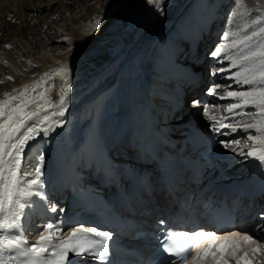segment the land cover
Segmentation results:
<instances>
[{"label":"snow or ice","instance_id":"1","mask_svg":"<svg viewBox=\"0 0 264 264\" xmlns=\"http://www.w3.org/2000/svg\"><path fill=\"white\" fill-rule=\"evenodd\" d=\"M165 2L144 0L160 16L164 15ZM232 15H236L235 11ZM101 22V18L96 20L97 29ZM252 24L259 27L249 30ZM239 33V28L225 31L222 42L208 56L216 64L223 65L227 61L229 65L227 69L213 66L209 75L216 76L235 67L237 70L230 72L226 79L241 90L231 85L212 84L207 89L209 95L223 91L225 95L218 98L232 102L220 117L211 115L207 104L202 105L201 114L209 131L221 137L243 132L248 141L259 145L236 152L239 139L218 141L224 150L254 158L264 170V14L258 13L245 23L243 35L236 39ZM56 72L55 80L45 81V88L33 86V93L29 95L25 86L19 95L5 93V97L10 98L0 100V264H87L89 259L93 264H109L108 242L112 238L109 231L85 227L82 222L65 230V220L61 218L64 209L52 203L46 191L44 153L37 155L31 169L25 165L29 143L65 123L72 87L71 67L61 66ZM49 87L58 90L45 95ZM190 104L197 107L201 101L192 99ZM238 116L241 119H236ZM243 117H247V121ZM237 124L240 127H236ZM33 215L48 218L33 229L27 226L28 218ZM258 216L264 221V210ZM159 224L163 233L160 247L169 258L168 264H256L255 257L264 251V246L252 247L258 242L246 229H206L201 225L177 231L166 228L164 220ZM257 230L264 232V223L258 224Z\"/></svg>","mask_w":264,"mask_h":264},{"label":"rangeland","instance_id":"2","mask_svg":"<svg viewBox=\"0 0 264 264\" xmlns=\"http://www.w3.org/2000/svg\"><path fill=\"white\" fill-rule=\"evenodd\" d=\"M61 1L63 2L61 3ZM61 1L56 0L54 2L53 8H47V10H42V12L37 13V19L31 21V30L24 32L21 35L19 34V36L17 37L12 36L11 33L13 30L12 26L18 24L17 22H14L13 19H11V26H7L3 28V30H0V87L11 82L17 83L22 74V71L24 70L35 72V70H37L35 60L37 58H43L45 60L47 59L53 61V59H51L53 56L66 55L71 52V50L76 45L80 44V41L77 42V40L71 36V29L74 27H82L84 25H87L91 23L95 15L104 14L106 11L104 10V6L107 5L109 0H100L101 2H98V0H74L75 3L72 5V7H69V0ZM140 5L142 4L133 5L126 12H122L120 14H118V12H114L111 15L110 20H112V18L114 19L112 23L114 24L116 30L112 34L106 35V38H110L109 40L106 39L107 41H99L98 38V40H96L95 47L92 49V53L90 55L91 60H85V64L87 65L89 63L91 64L92 60L98 56L103 58H110L111 56L115 55L116 57L117 54H114V52L120 45V42H118V40H120L119 38L122 34H125V36L129 37V39L126 38V46L124 50H122L120 56H118V59H114L116 65L118 66H116L114 70H108L109 66H106L105 73L101 74L102 76H96V81H99V83L97 84V91L100 88H106H104V90L102 91L103 96H98L100 98L97 97V120L101 118L104 111L107 112L108 110L114 108L117 99L121 102V99H119L118 93L116 92L114 83L119 73L122 71L121 68L123 64H121L120 62H122L123 60H136L135 62H137L142 68V71H140L141 75H139L140 73L138 72L136 82H139L140 79L141 82H144L145 78L151 72H153L152 75L155 77H158L157 75L161 74L166 76L165 73H167V71H164L165 67L162 65L163 60H161L159 57H156L158 52L155 51V45L157 44V35L159 38V33L164 30V26L167 25V23L178 22L179 18L175 19L174 14L179 15L184 9L183 14L180 16V18L181 20H183L184 24L187 25V27H189L191 24H193L194 26V18L200 16L202 17V19H204V22H206L207 20L212 21L216 18L218 19L217 22H219V20H224L222 23H220V25H218V30L216 28L217 25H214L215 30L218 33V42L215 43V47L222 42L221 37L225 33V31L230 28L233 31H236L239 28L240 33L235 37L236 39H239L240 36L243 35L244 24L255 18L258 13L264 14V0H166L163 16H160L157 12L153 11L152 8H149L148 11L146 10L145 15H143L144 10L140 8ZM65 6H68L67 11ZM233 11H235L236 13L235 16L232 15ZM142 15L145 16V18H141L139 20L140 22H142V28L144 29L145 27H148V23L151 19L154 18V22L151 24L152 26H149L147 33L140 34V32H142L141 30L138 33L136 32V35H133L132 33L129 34V27L132 26ZM166 21L167 23H165ZM258 27L259 25L252 24L249 30ZM6 28H8L7 32L4 31V29ZM24 29L25 28H23V30ZM138 34H140L141 36L139 41L140 45L146 39L147 40L144 45L141 46L139 53L138 47L140 45L137 46L135 51H133L134 54L132 53L130 55V48L133 47L132 44H134L135 41L139 38ZM136 43L138 42L136 41ZM5 45H11V47L9 48ZM171 45H175L174 41L172 40ZM215 47L213 45V49ZM157 49L159 48L157 47ZM241 51H243V49H241ZM239 54V52L235 53V55L237 56ZM208 57L205 59L206 61L208 60ZM210 59L212 60V58ZM215 62L216 61H213L212 63L215 67H224L226 69L229 67L227 61H225L223 65L216 64ZM79 69L80 67H78V70ZM116 70H119L118 75L116 74ZM230 70L231 71L221 72L216 76H212L211 85H229L230 83H233L230 79H226V77L230 75V72H235L237 69L233 67ZM112 75H117V77L114 78ZM9 77H12V79H9ZM141 82H139V85L142 84ZM211 85H209V87ZM128 86L126 87V91L130 90L131 87L135 88L133 83H130V85ZM140 90L141 93L144 92L142 87H140ZM94 100L96 101V98ZM207 105H209V111L211 115L220 117L223 114V111L227 108L228 104L208 103ZM213 105H217V107H212ZM183 112H186V108L183 109ZM183 112H181L179 115L184 114ZM113 115L114 113L111 114L112 118H114ZM135 115L137 118H139L138 114ZM81 120L82 116L80 113H75L68 118L70 135L73 140L75 135L77 134L78 126ZM199 121L206 122L202 114ZM254 134L258 135V133ZM45 145L46 142L34 145L30 153L33 158V163L36 164V157L39 153H44ZM43 164L45 178L46 159L44 160Z\"/></svg>","mask_w":264,"mask_h":264},{"label":"bare ground","instance_id":"3","mask_svg":"<svg viewBox=\"0 0 264 264\" xmlns=\"http://www.w3.org/2000/svg\"><path fill=\"white\" fill-rule=\"evenodd\" d=\"M56 0H0V30H3V28L7 26L12 25L11 19H13L14 22H17L18 24H13V30H12V36L17 37L19 34H23L24 32H27L28 30H31V21L37 19L36 14L42 12V10H47L51 9L54 7V2ZM58 1V0H57ZM61 1V0H59ZM68 2L69 7L75 3L74 0H69ZM74 1V2H73ZM63 1H61L62 3ZM98 2H101L98 0ZM136 4H142L140 5V8L144 10L143 15H145L146 10L148 11L149 8L151 7L147 6L144 3V0H109L107 5L104 6L105 13L100 15H95L94 19H92L91 23L80 26V27H74L72 28L71 36L74 37L77 42L80 41L79 45H76L71 52H69L66 55H61V56H53L50 60H45L43 58H37L35 60V64L37 66V70L35 72L30 71V70H24L22 71V74L18 80V82H11L9 84H4L0 87V100H5L9 99L10 97H5V93H9L11 95H19L20 91L24 89L25 86H28V94L31 95L33 93V86H36L37 88H45V81H52L56 79L57 72L56 70L59 69L61 66L64 67H71V83L72 87L70 90V99H69V106H68V112L65 116V123L62 127H57L54 132H47V133H42L39 135L35 140L31 141L28 145V147L25 150V154L36 145V143L41 144L43 138L46 136L50 135L51 137V143L49 145V155H48V163L51 166H54V164H59V158L61 154H63L66 157L71 158L74 153L79 154V149H82V146H85L86 148L91 150L92 156L94 160H99L101 164L103 165L104 169L105 167H108L109 161H110V155L105 151L104 147L102 146V136L104 133V130H112L116 126V114L114 113V118H112L111 114L109 113L104 121V124L101 126L99 129L94 127L92 123H90V118L92 116V111L95 107L94 99L99 96V94L104 90L105 87L100 88L97 91V84L99 81H96V76H100L101 74H104L106 71V66L108 70H114L116 66V63L114 59H118V56H120L122 50H124L126 46V38L129 39L128 36H125V34H122L121 37L119 38L118 42H120V45L118 48L115 50L114 54H117V56H111L110 58L106 57H96L95 59L92 60V63L90 64H85V60L89 61L91 60V53L92 49L95 47L96 40L99 41H107L106 35L112 34L116 28L112 21L110 20L111 15L114 12H118V14L122 12H126L129 8H131L133 5ZM63 5V4H62ZM56 7V6H55ZM66 7V11L68 10V6ZM64 7V8H65ZM142 10V11H143ZM184 10V9H183ZM94 14V13H93ZM140 16L138 20L129 27L128 33H132L133 35H136V32H140V34L147 33L149 26H152L151 24L154 22V18L150 20L148 23V27H145L144 29L142 28V22L139 20L141 18H145V16ZM150 16V14H149ZM175 19L178 18V15H175ZM11 17V19H9ZM173 17V16H172ZM98 18L102 19L100 27L97 29L96 28V20ZM148 20V19H147ZM171 20V19H169ZM167 20V21H169ZM139 21V22H138ZM167 21L165 23H167ZM45 22V21H44ZM169 23H167L168 26ZM195 25H197L195 23ZM194 25V26H195ZM3 26V27H2ZM225 26V25H224ZM223 26V27H224ZM2 27V28H1ZM125 27V26H124ZM23 28H25L23 30ZM32 28V27H31ZM96 29L95 32L93 30ZM127 29V28H126ZM23 30V32H22ZM4 31H8V28L4 29ZM92 33L91 35H89ZM8 34V33H7ZM140 34H138L139 38L136 40L138 43L132 44L133 47L130 48V55L136 50L137 46H139V41H140ZM161 34V33H159ZM160 37V35H159ZM20 39V38H19ZM147 40V39H146ZM146 40L138 47V53L141 48V46L144 45ZM167 41V39H165ZM216 43V42H215ZM215 47V44H214ZM129 50V49H128ZM161 53V52H159ZM90 56V57H89ZM93 56V54H92ZM89 59V60H88ZM134 62L136 60H133ZM133 61H126L123 60L120 62L123 64L121 68V72L118 75L119 70H116V76H113L114 78L117 77L115 81L117 93L119 96V99H121L122 103H125L128 105V107H131V111L134 115L135 118L136 115L138 114L140 118V111L138 109V104L139 102H132V97L135 96V89L136 92H139V95L143 96L144 98L146 97V94L149 92L148 88L144 86L143 84L139 85L140 81L136 82L137 77H138V72L141 75L142 68L139 66L137 62ZM138 61V58H137ZM206 61V60H205ZM91 62V61H90ZM78 67L80 69L78 70ZM36 69V68H35ZM151 70V66H150ZM171 70L176 71L178 73H182L183 71L177 66V65H172ZM151 72V71H150ZM48 74L47 77H45V74ZM153 73V72H151ZM151 73L147 76L149 77L148 83L150 86V91L152 92V87L156 86V78L151 75ZM170 73V71L168 72ZM168 73H165L166 76L168 77ZM60 76H63V73L59 74ZM102 76V75H101ZM139 79V78H138ZM115 80V79H114ZM150 81V82H149ZM130 83H133L135 88L131 87L130 90L126 91V87L130 85ZM102 84V83H101ZM154 84V85H153ZM102 87V86H101ZM140 87L143 88L144 92L141 93ZM247 87V86H246ZM129 88V86H128ZM106 89V88H105ZM15 90V91H14ZM55 87H49L46 89L45 95L51 94L55 91H57ZM105 93V92H104ZM153 94V93H152ZM74 95V96H73ZM76 96V98H75ZM103 96V95H102ZM100 98V97H99ZM148 99V98H147ZM142 102V100H140ZM117 105H120V101L117 99ZM136 104V105H135ZM229 104V103H228ZM82 107L84 109V120L82 121L84 123V126L82 128V138L79 142L78 145L72 143L71 140V135H70V130H69V124H68V118L69 114L71 111L75 108ZM184 109V108H183ZM183 109L181 112H183ZM83 113V111H82ZM184 113V112H183ZM137 118V119H139ZM31 123V122H30ZM97 139L95 144H92L91 139ZM97 149H95V148ZM103 147V149H102ZM64 151V153H63ZM71 164L67 163L66 166H69ZM110 166V165H109ZM70 167V166H69ZM74 166L71 165L70 167V173L68 174L69 178L71 176L78 178L76 173L73 171ZM105 171V170H104ZM134 175V174H133ZM67 175H64L59 182L61 185L63 184H68V177ZM136 177V175H134ZM158 195V194H157ZM156 203L160 204L161 207H169L168 202H164L165 198L161 197L158 195L156 197ZM153 203V204H156ZM62 219L65 220V226L67 221H69V217L67 214L62 215ZM67 229V227H66ZM65 229V230H66ZM248 234L250 232L247 230ZM252 235V234H250ZM254 237V236H253ZM255 240L257 238L254 237ZM258 242V240H257ZM258 245V243H257ZM256 245V246H257ZM254 245H252L253 247Z\"/></svg>","mask_w":264,"mask_h":264}]
</instances>
